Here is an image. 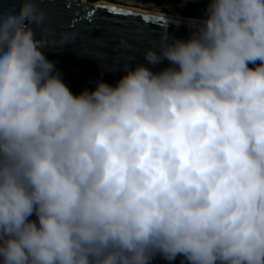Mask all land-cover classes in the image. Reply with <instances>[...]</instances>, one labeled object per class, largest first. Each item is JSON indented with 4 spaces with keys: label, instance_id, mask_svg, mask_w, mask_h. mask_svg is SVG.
Masks as SVG:
<instances>
[{
    "label": "clouds",
    "instance_id": "clouds-1",
    "mask_svg": "<svg viewBox=\"0 0 264 264\" xmlns=\"http://www.w3.org/2000/svg\"><path fill=\"white\" fill-rule=\"evenodd\" d=\"M192 2L169 67L79 95L38 0L0 12V264H264V0Z\"/></svg>",
    "mask_w": 264,
    "mask_h": 264
},
{
    "label": "water",
    "instance_id": "water-1",
    "mask_svg": "<svg viewBox=\"0 0 264 264\" xmlns=\"http://www.w3.org/2000/svg\"><path fill=\"white\" fill-rule=\"evenodd\" d=\"M38 3L46 12V19L40 26L32 25L36 39L44 43L41 51L54 63L62 81L74 95L84 90L94 91L100 80L115 86L126 75L123 70L126 66L143 64L154 72L169 67L167 60L156 67L148 65L144 60L145 52L158 50L165 32L173 39L187 40L194 21L200 19L153 14L145 12L144 8L136 10L113 2L38 0ZM17 7L18 0H0V12L7 13ZM111 8L117 11H108ZM249 67L255 66L250 64ZM30 219L37 218L33 214ZM149 264L189 262L182 255L170 262L156 253Z\"/></svg>",
    "mask_w": 264,
    "mask_h": 264
},
{
    "label": "trees",
    "instance_id": "trees-1",
    "mask_svg": "<svg viewBox=\"0 0 264 264\" xmlns=\"http://www.w3.org/2000/svg\"><path fill=\"white\" fill-rule=\"evenodd\" d=\"M90 2H95L99 0H87ZM109 2L118 3L117 0H107ZM140 2H153L156 5L168 4L169 7H162L161 12L171 13L173 15L187 16L193 18H201L203 10L206 7L204 2H192L189 0L186 5H180L184 0H136ZM163 12V13H164Z\"/></svg>",
    "mask_w": 264,
    "mask_h": 264
},
{
    "label": "built area",
    "instance_id": "built-area-1",
    "mask_svg": "<svg viewBox=\"0 0 264 264\" xmlns=\"http://www.w3.org/2000/svg\"><path fill=\"white\" fill-rule=\"evenodd\" d=\"M124 1H126L127 3L136 4L137 6H141V7H144V8H146L147 6H151V7L156 6V7H159V8L171 6V5H168V4L156 5L153 2H140V1H136V0H124ZM186 4H187V2H185V0H184L180 5L183 6V5H186Z\"/></svg>",
    "mask_w": 264,
    "mask_h": 264
},
{
    "label": "bare ground",
    "instance_id": "bare-ground-1",
    "mask_svg": "<svg viewBox=\"0 0 264 264\" xmlns=\"http://www.w3.org/2000/svg\"><path fill=\"white\" fill-rule=\"evenodd\" d=\"M99 2H101V1H99ZM101 3H106V2H101ZM118 4V3H117ZM127 7H129V8H133V9H136V10H142L144 7H139V6H137L136 5V7L138 8H136L135 6H132V7H130V6H128L127 5ZM140 8V9H139ZM146 9H151V10H155V9H157V10H159L160 11V8L159 7H156V6H153V7H151V6H147L146 7ZM144 11V10H143ZM145 12H150L149 10H145ZM150 13H153V14H160V15H163L164 13L162 12V13H156V12H154V11H151Z\"/></svg>",
    "mask_w": 264,
    "mask_h": 264
},
{
    "label": "rangeland",
    "instance_id": "rangeland-1",
    "mask_svg": "<svg viewBox=\"0 0 264 264\" xmlns=\"http://www.w3.org/2000/svg\"><path fill=\"white\" fill-rule=\"evenodd\" d=\"M99 1H101V2H109V1H107V0H99ZM117 1H119L118 4H124V5H128V6H130V7H132V6H135V7H136V4H133V3H127V2L124 1V0H117ZM139 7H140V6H139ZM144 9H146V8H144ZM147 10H149L150 12H151V11H154V12H156V13H162V12H164V11L161 12V8H160V11L157 10V9H155V10L147 9ZM165 13H166V12H164V14H165ZM167 14H171V13H167Z\"/></svg>",
    "mask_w": 264,
    "mask_h": 264
},
{
    "label": "snow or ice",
    "instance_id": "snow-or-ice-1",
    "mask_svg": "<svg viewBox=\"0 0 264 264\" xmlns=\"http://www.w3.org/2000/svg\"><path fill=\"white\" fill-rule=\"evenodd\" d=\"M108 11L115 13L117 10L115 8L108 9ZM127 15H132L131 13H128ZM90 18V16H89Z\"/></svg>",
    "mask_w": 264,
    "mask_h": 264
}]
</instances>
